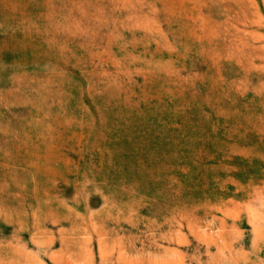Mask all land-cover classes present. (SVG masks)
<instances>
[{
	"label": "rangeland",
	"instance_id": "374dc122",
	"mask_svg": "<svg viewBox=\"0 0 264 264\" xmlns=\"http://www.w3.org/2000/svg\"><path fill=\"white\" fill-rule=\"evenodd\" d=\"M0 264H264V0H0Z\"/></svg>",
	"mask_w": 264,
	"mask_h": 264
}]
</instances>
